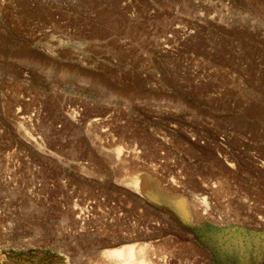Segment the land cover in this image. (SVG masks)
Instances as JSON below:
<instances>
[{"label": "rangeland", "instance_id": "rangeland-1", "mask_svg": "<svg viewBox=\"0 0 264 264\" xmlns=\"http://www.w3.org/2000/svg\"><path fill=\"white\" fill-rule=\"evenodd\" d=\"M60 244L264 264V0H0V264Z\"/></svg>", "mask_w": 264, "mask_h": 264}, {"label": "crops", "instance_id": "crops-1", "mask_svg": "<svg viewBox=\"0 0 264 264\" xmlns=\"http://www.w3.org/2000/svg\"><path fill=\"white\" fill-rule=\"evenodd\" d=\"M155 204V207H157L158 209H163V206L161 205V203H154ZM164 211L167 213L166 216L168 215V217H170V219H173V218H176L177 219V222H178V225L179 226H182V227H186V223L187 220H184L185 219V214H183L182 211H178V209H172V208H168V207H164ZM157 224V222L155 223ZM153 243H189L188 241H185V240H172V239H157L155 240ZM204 243V242H202ZM62 244V243H61ZM60 244V245H61ZM70 244H74L77 246L76 243H70ZM61 249H60V252H58V255L56 257V264H70V261L68 259V256H67V252H66V249L63 248V245H61ZM100 261H93L91 258H85L84 262H81L79 261V259H77L73 264H97V263H102V258L99 259ZM48 264V263H46ZM72 264V263H71Z\"/></svg>", "mask_w": 264, "mask_h": 264}, {"label": "bare ground", "instance_id": "bare-ground-1", "mask_svg": "<svg viewBox=\"0 0 264 264\" xmlns=\"http://www.w3.org/2000/svg\"><path fill=\"white\" fill-rule=\"evenodd\" d=\"M107 253L113 259H118L117 261L122 260V264H148V262L146 263L144 260V246H141L137 249L135 244H130L111 251H107Z\"/></svg>", "mask_w": 264, "mask_h": 264}]
</instances>
